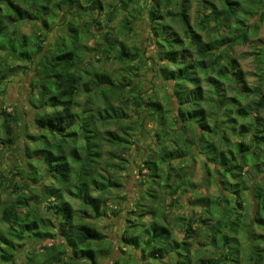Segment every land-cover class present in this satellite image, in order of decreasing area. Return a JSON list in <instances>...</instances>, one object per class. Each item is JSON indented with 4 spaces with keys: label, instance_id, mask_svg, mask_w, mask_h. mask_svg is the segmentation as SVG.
<instances>
[{
    "label": "trees",
    "instance_id": "trees-1",
    "mask_svg": "<svg viewBox=\"0 0 264 264\" xmlns=\"http://www.w3.org/2000/svg\"><path fill=\"white\" fill-rule=\"evenodd\" d=\"M93 1L0 0V86L7 85L12 74L30 67L34 69L30 103L37 111L34 122L40 132L35 146L25 149L28 167L20 158L21 165L9 169V175L0 169V221L6 225L5 230L0 226V264L16 261L14 249L22 247L29 239L51 243L45 246L44 258L28 248L27 264H100V258L111 254L113 246L108 236L86 221L84 215L93 213L100 217L104 211L102 204L116 190H122L121 176L113 173L128 163L122 154L133 147L132 131L144 118L143 112L148 110L157 117L160 125L174 127V122L168 123L169 117L180 122L181 132L172 135L168 132L169 137L165 132V141L159 133L157 148L142 159L139 165L143 175L142 198L134 205L139 217L136 220L129 218L131 224L125 229V245L120 247L139 248L149 259L145 264H155L156 260H163L164 255L172 254L175 264H198L193 261L190 246L199 234L198 227H208L207 214H212L218 217L217 224L212 226L213 248L221 241L224 249L220 258L208 256L201 258L199 264H242L245 258L250 264H264V248L258 241L264 235L256 236L254 230H249L252 239L248 240L251 244L246 254L240 255L243 214L236 210L237 205L243 207L245 201L239 192L249 191L258 204L255 225L264 230V49L258 57L262 67L256 74L259 84L252 87L236 58L229 53L234 45L247 40L250 31L239 28L240 32H237L235 27L240 24L237 16L241 1L220 0L223 5L220 8L215 0H198L201 31L206 32L211 22L217 27L223 24L229 27V34L217 32L204 39L191 19L192 0H142L149 3L151 21L162 25L158 29L153 27L152 41L157 52L154 57H146L141 48L129 46L121 40L119 33L115 32L113 38L107 39L114 34L107 26L112 21L113 6L110 5L111 10L104 5V0ZM132 1L135 0L120 1V8L126 12ZM172 5L175 10L170 9ZM106 7L110 11L108 14L104 13ZM137 7L136 12L140 13L141 6ZM63 9L68 14L65 20L58 14ZM101 15L104 20L100 19ZM167 16L181 23L184 35L166 22ZM261 17L264 19V14ZM26 21L40 22L45 33L34 32V36H29L20 32ZM53 21L59 27L67 24L73 38L72 46L58 29L54 37L58 38L47 40ZM95 24L101 26L99 30ZM255 25H251L253 29H256ZM123 26L132 30L127 19ZM233 26L235 32L230 33ZM161 31L164 35L158 37ZM170 31L173 35H169ZM83 36L87 38L83 45L85 50L78 58L75 50ZM34 37H39V41ZM54 43L57 45L53 46ZM101 52L103 55L99 56ZM147 58L158 64L159 74L172 83L178 115L165 108L157 92L148 95L142 91L139 72L131 69L139 68L138 62L146 63L144 59ZM112 60L121 64L117 76L106 68ZM172 65L175 67L170 68ZM204 82L210 83L211 88H205ZM225 83L230 84L228 87L234 94L226 91ZM178 91L183 94L178 95ZM81 93L86 94V98L80 99ZM253 96L251 102L243 103ZM166 97L170 101L171 97ZM2 116L5 119L1 125L11 149L19 137L12 124L19 126L20 116L17 110L12 113L7 112V108L1 110L0 118ZM112 125L118 126L121 132L111 129ZM233 136L238 139L232 141ZM199 140L204 141L203 149L206 145L208 149L200 151ZM194 148L206 158L204 164L208 168L209 160L215 162L225 188L229 185L224 180L226 177L230 178V186L235 187L214 201L207 197L210 201L205 213H192L183 218V247L178 248L176 242H172L173 230L166 220L167 212L163 207L160 213L156 201L162 188L170 185L171 195L181 188V184L172 182V178L176 173L179 177L184 176L180 172L184 171V162ZM245 167L255 172L249 188L242 176ZM144 169L147 172L142 173ZM47 178L52 180L51 184L45 182ZM71 189L73 197L80 200L83 212L80 216L75 202L66 198L65 193ZM3 192L8 195L4 202L1 200ZM144 198L151 199L156 205H146L142 201ZM35 201L44 203L48 216L40 214L39 205L32 206ZM231 201L236 203L234 219L228 216ZM224 202L225 210L220 213L214 206ZM176 203L173 198L170 204ZM146 213L152 214V221L147 225L143 222V229L139 230V221ZM58 236L62 237V242H53ZM124 263L137 264L128 259H124ZM111 264L123 263L117 260Z\"/></svg>",
    "mask_w": 264,
    "mask_h": 264
},
{
    "label": "rangeland",
    "instance_id": "rangeland-1",
    "mask_svg": "<svg viewBox=\"0 0 264 264\" xmlns=\"http://www.w3.org/2000/svg\"><path fill=\"white\" fill-rule=\"evenodd\" d=\"M104 1V5H107V7H110V5L113 6L112 21H110L107 25L111 28V30H109L107 27V31H114V34L111 33V36H108L107 39L113 38L115 36V32L117 34L119 33L118 36H120L121 40L125 41V43H127L129 46L141 48V51L145 52L146 57L156 56V46L152 41V36L154 34L153 27L155 26L156 29H158L162 28V25L151 21L148 11L149 3H143L142 0H139L138 2L137 0L132 1L130 3L131 7H129V9L125 12V10H122L120 8V1L122 0ZM124 1L127 2L129 0ZM215 1L218 7H223L220 0ZM240 1L241 10L239 11V14L237 16L240 20V24L235 27L237 29V32H240L239 28L242 31L243 29L244 31H250L247 36V40L243 43L234 45L231 49H229V53L230 55H232V57L236 58V62L239 68L246 73V77L250 86L256 87L259 84V78L256 76V74L262 68L258 62V57H260V53L264 49V19L261 20V16L264 14V0ZM139 2L140 4H137ZM90 3H94V1L91 0ZM137 6H141L140 13L136 12V9L138 8ZM107 7L105 8L104 13L108 14L110 11ZM199 7L200 5L198 0H192V9L190 14L194 26L199 32H201V34H203L204 39H209V37L215 35L217 32H219L221 35L229 34V32H227L229 27L226 26V24L217 27L216 23L214 22H211V25L208 27L206 32L201 31L199 28ZM170 9L175 10L174 5H172ZM58 14H62L63 20H65L68 15L67 12L64 11V9L59 11ZM93 14L95 15V12ZM100 19L104 20V15H101ZM126 19L127 21H129V24L132 27L131 31H128L123 26L124 20ZM166 22L174 26V28L181 35H184V29L177 19L174 21V18H172V16H167ZM232 22H234V20ZM232 22L229 23L232 24ZM50 24L51 26L49 27L50 29L47 33V40L52 41V39L57 36L56 31L58 29L59 33L65 34V41L72 46L73 38H71V35H69L68 27L66 28L65 26L67 24L62 25L61 27L55 26L54 21ZM254 24H256V29H253L251 26ZM42 26L43 25L40 22L36 23L32 21H26L21 26L20 32H23L29 36H34V32L37 33L42 31ZM249 26H251L252 29H250ZM64 27L66 28V31ZM95 27L98 28L97 30H99L101 26L95 24ZM235 27H230V33L235 32ZM42 32L43 34L45 33L44 31ZM82 32L85 31L82 30ZM169 33V35H173V31H170ZM162 34L164 35V31H161L158 37L162 36ZM33 39L38 42L40 38L34 37ZM56 39L54 38L53 41H55ZM86 40L87 38L83 36L80 39L79 48L75 50L78 58L81 56V52L85 50L83 45L85 44ZM57 43L59 45V41ZM57 43H54L53 46L57 45ZM110 44H112V42H110L109 45ZM115 47L116 46H114V48ZM103 52H101V55L99 56H102ZM88 54L91 55L92 52ZM92 57L94 59L96 58L94 54L92 55ZM144 60L146 63L138 62V65L140 64L139 68L134 67L133 69H131L133 72H139L138 77L140 85L143 88L142 91L146 92L148 95H152L157 92L158 96L163 100L165 108L167 110L170 109L172 114L178 115V104L172 91V83L169 81L166 82L164 80V77L159 74L161 70L159 69L160 67L158 64L152 63L149 58ZM93 62H96L95 64H97V66L99 65L97 61L94 60ZM135 64L137 65V62ZM119 66H121L119 62L112 60V62L107 63L106 68L113 71V73L117 76ZM174 67L175 65L170 66V68ZM34 78L35 71L30 67L27 71L12 74L10 79H7L6 81L7 85L0 86V112L3 108H7V112L12 113L17 110L21 120L19 126L12 124L14 131L17 132L19 137L17 138V141L12 144V148L10 149V143L5 137V129L2 128L1 125L5 117L2 116L0 118V169L3 170L6 175H9L7 174L9 169L15 168L16 165H21L20 158L23 159L26 166L28 167V164L26 162L25 149L27 146L33 148L35 146V142H37L38 140L37 137L39 136L40 132L38 130V127L36 126V123L34 122V116L37 111L30 103V98L33 95V88L31 83ZM203 85L207 89L211 88V85L208 82H204ZM228 86H230V84L225 83L224 87L226 88V91L229 94H234V92L230 91ZM177 93L179 95L181 92L178 91ZM166 95H168V97H171L170 101H167ZM84 98H86V94L81 93L80 99ZM253 98L255 97L253 96L247 98L243 101V103L246 104L247 102H251ZM142 115L144 116V118L138 121L136 129L132 131V140L135 139L133 147L125 154H122L125 158L128 159V163L124 166L120 160L124 168L113 173L116 174V176H121L120 178L123 183L122 190L119 192L116 190L112 197H109L108 201L102 204V206L104 207V211L100 217H96L93 213L84 215L86 221L95 225L98 229L101 230V232L108 236V240L113 246L110 255L100 258V264H111L112 262H115L117 260H121V262L125 264L124 259L130 260V262L132 263L145 264L149 260L146 259L145 255L142 254V251L139 248L126 246L127 248L123 247L122 249L120 247L124 244V235L126 233L125 229L129 224H131L129 218H131V220H136V218L139 217L138 212L134 211V205L142 198L141 191L143 189V186L141 185L143 175L140 172L139 165L141 166V161L147 153H150L153 148H157L155 144L158 142L159 133H161V137L164 139L166 137L164 135L165 132H167V134L169 132L170 135L179 133L181 132L182 125L180 122H176L175 120H173L172 117H169L168 123L174 122V127L160 125L157 117H155L152 111L149 110L144 111ZM98 120H102V118L98 117ZM211 120L213 122L212 118ZM188 123H190V121H188ZM111 129H116L118 132H121V129L116 125H112ZM169 134L168 137L170 136ZM136 139L138 141H136ZM237 139L238 138L235 136L232 137V141H236ZM198 145L200 151H205V149H208V145H206L203 149L202 146L204 145V141L199 140ZM107 147L109 148V146ZM199 150L198 148H194L193 152L190 154V157L186 158L183 165L184 171L180 172L184 173V176L179 177L177 173L173 176L172 182L181 184V188L177 191V193L171 195V187L170 185H168L165 189L162 188L160 190V196H158L156 201V204L160 205V208H158L157 206V210L161 213L164 207V212H167L166 220L169 222V225L173 230L172 242H176V246H179L178 248L183 247V218H187L192 213H205V210L208 209V202L210 201L207 199V197L211 198L214 201L220 195L229 194L235 187L233 185L230 186V178L228 177H226L224 180L226 184L229 185L226 188L224 187L225 185L221 182L222 177L219 174L218 166L214 161L209 160L208 168L207 165L204 164L206 158H204V156L199 153ZM193 153H195L196 156H194ZM216 160L219 162L218 159ZM145 172H147V169H144L142 173ZM210 172L213 174L210 175ZM242 176L246 179V186L249 188V186L252 184L253 178L255 177L254 170H251V168L249 167H245ZM26 177H29V175L26 174ZM45 182L47 184H51L52 180L50 178H47ZM149 187L150 186H148L147 188ZM157 191L159 190L157 189ZM72 192V189L68 190L65 195L67 199L75 202L74 205L77 209L78 216H80V214H83V212L80 210V200L74 198ZM239 193L242 194V196L245 198L244 205L243 207L237 205L236 209L235 201H231L229 205L230 213L228 216L234 219L236 216V210H240L243 214L241 222V232L239 236L241 238L240 241L243 244L242 253L240 254L242 255L243 253L246 254L247 248H249V245L251 244V241H248L252 239V234L249 232V230L251 232L254 230V234L256 236L264 235V230L256 226L254 222L255 214L258 210V204L255 198L247 190L246 192L241 190ZM1 194V200L3 202L6 201L8 199L7 192H3ZM236 196L238 195L235 194V197ZM173 198L178 203H176L174 206H171L170 203ZM142 201L148 206L155 204L151 199L148 198H144L142 199ZM32 204L33 207L39 205L40 214L43 216H48L46 206L42 201H35ZM224 205H226L225 202L222 205L217 204L214 207H216V210L221 213L223 210H225ZM210 211L212 212V210ZM207 218L209 222L208 227H203L202 229L198 227L199 234L197 235V238L192 241L190 246L193 261L194 263L198 262V264L201 258H207L208 256L214 255L220 258V253L224 249L221 241H219L216 248H213L211 242L212 232L214 231L212 226L215 227L218 217L212 214H207ZM151 221L152 214L146 213V216L141 220V222L139 221V230L141 228L143 229V222L145 223V225H147ZM223 223H225V221H223ZM0 226L3 227L4 230L6 229V225L1 221ZM258 241L260 243V246L264 248V237H259ZM53 242H62V237L58 236ZM50 243L51 241H35L31 239L26 240V243H23L24 246L22 245V247H17L13 251L16 256V261L3 264H27L28 254H30V250H28V248L33 249L32 251L37 253L38 257L44 258L43 254L46 252L45 246L49 245ZM142 244L143 241L141 245ZM162 259L163 260H156L155 264H175L173 254L164 255ZM241 263L250 264L246 258ZM227 264H230V262H228Z\"/></svg>",
    "mask_w": 264,
    "mask_h": 264
}]
</instances>
